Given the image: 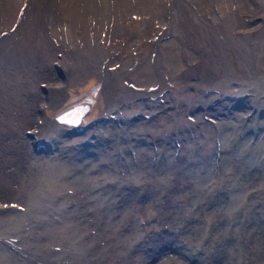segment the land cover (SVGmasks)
Here are the masks:
<instances>
[{
    "label": "rangeland",
    "instance_id": "obj_1",
    "mask_svg": "<svg viewBox=\"0 0 264 264\" xmlns=\"http://www.w3.org/2000/svg\"><path fill=\"white\" fill-rule=\"evenodd\" d=\"M87 1L71 38L59 0L0 10V264H264V0ZM90 61L112 115L48 138Z\"/></svg>",
    "mask_w": 264,
    "mask_h": 264
},
{
    "label": "bare ground",
    "instance_id": "obj_2",
    "mask_svg": "<svg viewBox=\"0 0 264 264\" xmlns=\"http://www.w3.org/2000/svg\"><path fill=\"white\" fill-rule=\"evenodd\" d=\"M22 1L23 0H0V10L2 9V8H6L8 11L9 10H11V7H13L14 6V8L15 9H17L16 7H19L20 6V4L22 3ZM73 1L74 0H59V8H60V11L62 12H60L61 14H63V18H64V22L65 23H63V27L65 28V29H63V30H61V31H63L64 32V34H66V36L67 37H69V38H71L72 37V35H73V31H74V29H72L73 28V26L71 27V25L69 24L70 22H73V23H76V24H83L82 22L84 21V20H82L83 18H82V16H81V7L82 6H84V5H81L82 3H84V2H86L87 0H81V3L79 4V7L77 8V9H73V7H71V5H72V3H73ZM77 1V0H76ZM79 1V0H78ZM89 1V0H88ZM87 1V2H88ZM154 1V0H153ZM48 2V1H47ZM54 2V1H53ZM56 2V1H55ZM70 2H72L71 4H70ZM112 2V1H111ZM132 3H133V0L131 1ZM144 2H146V1H144ZM144 2H142V3H144ZM148 2V1H147ZM223 2H225V1H223ZM78 3V2H77ZM76 3V4H77ZM89 3V2H88ZM226 3V2H225ZM224 3V4H225ZM228 3V2H227ZM40 5V4H39ZM38 5V6H39ZM45 5H47V4H45ZM52 5H53V3H52ZM88 5V8L87 9H89V11L90 12H96V11H98V12H100V14H102L103 16H106L109 12V8H111V6H110V2H109V0H91V2L89 3V4H87ZM146 5H148V3L146 4ZM227 5V4H226ZM54 6V5H53ZM115 6V5H114ZM55 7V6H54ZM116 7V6H115ZM223 7H225V6H223ZM84 8V7H83ZM220 8H221V6H220ZM13 9V8H12ZM21 10V9H20ZM111 10V9H110ZM221 10V13H222V10L223 9H220ZM84 11V10H83ZM82 11V12H83ZM116 11V10H115ZM18 12V11H17ZM86 12V11H85ZM88 12V11H87ZM15 13H16V10H15ZM226 13V12H225ZM0 14H2V13H0ZM86 14L87 13H84V18H86V17H88V16H91V17H93L95 14L94 13H91L90 15H87L86 16ZM97 14V13H96ZM98 15V14H97ZM220 15V14H219ZM224 15V14H223ZM6 16H8V17H6ZM6 16H4V17H6V18H0V21H1V19L5 22V24H7L8 23V19L9 18H11V16H12V13L11 12H6ZM16 16V15H15ZM101 16V15H100ZM112 16V15H111ZM114 16V15H113ZM96 17V16H95ZM220 17V16H219ZM12 18H14V16L12 17ZM11 18V19H12ZM90 18V17H89ZM102 18V17H101ZM106 19V18H105ZM104 19V20H105ZM113 19V18H112ZM97 20V19H96ZM102 20V19H101ZM100 20V21H101ZM2 21V22H3ZM11 21V20H10ZM225 20L223 19V22H224ZM63 22V21H62ZM68 22V23H67ZM11 23V22H10ZM100 23V22H99ZM110 23V22H109ZM227 23V22H226ZM12 24V23H11ZM75 24V25H76ZM85 24V23H84ZM74 25V24H73ZM77 26V25H76ZM82 26V25H81ZM94 26V25H93ZM97 26V25H96ZM99 27V26H98ZM97 28V27H96ZM98 29V28H97ZM73 30V31H72ZM77 30V29H76ZM100 30H102V29H100ZM54 32V31H53ZM56 32H58V30L56 31ZM87 32H89V31H87ZM93 32V31H92ZM96 33V32H95ZM63 34V35H64ZM99 34V33H98ZM86 35H87V33H86ZM85 35V36H86ZM101 35V34H100ZM59 36V35H58ZM92 36V35H91ZM97 36V35H96ZM75 37V36H74ZM77 38V37H76ZM97 38V37H96ZM86 39V38H85ZM76 40V39H75ZM88 40V39H87ZM86 40V41H87ZM93 40V39H92ZM95 40V39H94ZM93 40V41H94ZM170 41H172V38H171V40ZM176 41V40H175ZM236 41V40H235ZM241 42V41H240ZM89 44H91L90 42H89ZM241 44V43H240ZM92 45V44H91ZM242 45V44H241ZM245 48V47H244ZM231 52V51H230ZM227 53H225V55H226ZM229 54V53H228ZM233 53H231V55H232ZM0 55H1V53H0ZM6 55V54H5ZM230 55V54H229ZM228 55V56H229ZM4 56V55H3ZM224 55L222 54V57H223ZM2 57V56H1ZM219 57H221V54H220V56ZM232 56H230V58H231ZM235 57V56H234ZM226 58V57H225ZM6 59H7V57H6ZM235 59V58H234ZM218 60H220V59H218ZM222 61H223V59H221ZM6 61V60H5ZM17 61V60H16ZM15 61V62H16ZM232 61V60H231ZM230 61V62H231ZM234 61V60H233ZM232 61V62H233ZM223 62H225V61H223ZM14 63V62H13ZM88 63V62H87ZM219 63V62H218ZM227 63V62H226ZM225 63V64H226ZM85 64V63H84ZM84 64H82V65H84ZM145 64V63H144ZM223 64V63H222ZM31 65V64H30ZM34 65H35V63H34ZM88 65V66H87ZM228 65V64H227ZM226 65V66H227ZM230 65H231V63H230ZM236 65V64H235ZM232 66H234V65H231V67ZM16 67V66H15ZM14 67V68H15ZM86 67L88 68V70H87V72L86 73H84V71L82 70V69H73L72 70V72H70V73H68L67 72V70L66 69H63V73H64V76H63V81H60V82H53V83H50V85H49V90H48V92H47V98H46V101H45V103H43L42 104V113H43V111H46V113H49L50 114V111L51 110H53V109H56V108H58L60 105H62L64 102H65V100L69 97V96H73V93H76V92H80V91H82V90H84V88H89V86H91V85H95V81H98V83L101 85V88L103 89V94L106 92V85L105 84H107L108 83V79H110V78H112V77H114L115 76V74L114 73H112L111 74V72H109V73H106V74H101V72L99 71V69H98V67L97 66H94L93 65V63L90 61L89 62V64H86ZM85 67V68H86ZM8 68V67H7ZM21 68V67H20ZM224 68V67H223ZM229 68V67H228ZM2 69V68H1ZM22 70V69H21ZM27 70V69H26ZM25 70V71H26ZM222 70V69H221ZM241 70V69H240ZM230 71H232V70H230ZM234 71V70H233ZM236 71V70H235ZM24 72V71H23ZM114 72V71H113ZM223 72V71H222ZM226 72H227V70H226ZM228 72H229V70H228ZM9 73H10V69H9ZM82 73H84L83 75H82ZM244 73V72H243ZM5 74V73H4ZM222 74V73H221ZM234 74V73H233ZM238 74V73H237ZM9 75V74H8ZM225 75V74H224ZM229 75V74H228ZM227 75V76H228ZM235 75V74H234ZM229 78V77H228ZM231 78V77H230ZM234 78V77H233ZM247 79H248V77H247ZM247 79H245V80H247ZM6 80V79H5ZM15 80V79H14ZM113 80V79H112ZM115 80V79H114ZM221 80V79H220ZM234 80V79H233ZM236 81V80H235ZM2 82V81H1ZM114 82V81H113ZM122 83V82H121ZM247 84V83H246ZM47 85V84H46ZM52 85V86H51ZM108 85V84H107ZM115 85H116V83H115ZM243 85V84H242ZM112 86H114V85H112ZM232 87H233V85H231ZM241 86V85H240ZM108 87V86H107ZM115 87V86H114ZM117 87V86H116ZM120 87H122L121 89L122 90H125V88L126 87H128V85H126V87H125V85L122 83V85L121 84H119V86H118V88H120ZM125 87V88H124ZM112 88V87H111ZM237 88H238V86H237ZM246 88V87H245ZM113 89V88H112ZM129 89V88H128ZM225 89V88H224ZM241 89H243V88H241ZM245 91V90H244ZM111 92H112V90H111ZM123 92V91H122ZM235 92H236V90H235ZM240 92H241V90H240ZM115 93V92H114ZM239 93V92H238ZM113 94V93H112ZM222 94V93H221ZM228 94H230V93H227V95ZM237 94V93H236ZM231 95V94H230ZM229 95V96H230ZM238 95V94H237ZM109 96V95H108ZM248 96H249V94H248ZM239 97V96H238ZM243 97V96H242ZM111 98H113V97H111ZM233 98V97H232ZM231 98V99H232ZM249 98V97H248ZM133 99H135V98H133ZM132 99V100H133ZM241 99V98H240ZM242 100H243V98H242ZM127 101V100H126ZM136 101V100H135ZM135 101L133 100V103L135 104ZM237 101V100H236ZM148 102V101H147ZM114 102L113 101H110L109 99H107V101H105V104H103V109H104V116L102 117V119H106V120H104V122L105 121H107L109 118L108 117H106L110 112H111V110L116 106V104H113ZM124 103H126V102H124ZM124 103H123V105H124ZM230 103H232V102H230ZM234 103V102H233ZM227 104V103H226ZM243 105V104H242ZM122 106V105H121ZM127 106H128V108H129V103L126 105V109H127ZM120 107V106H119ZM119 107L117 106V111H119ZM125 109V108H124ZM259 111V110H258ZM257 111V112H258ZM127 112V111H126ZM230 112V111H229ZM240 112V111H239ZM228 113V112H227ZM238 113V112H237ZM253 113V112H252ZM44 114V113H43ZM115 114V113H114ZM128 114V113H127ZM126 114V115H127ZM233 114H234V111H233ZM236 114V113H235ZM111 115H112V112H111ZM116 115V114H115ZM124 115H125V112H124ZM229 115V114H228ZM231 115V114H230ZM242 115H243V112H242ZM121 116V115H120ZM123 116V115H122ZM130 116V115H129ZM245 116V115H244ZM243 116V117H244ZM99 117H101V116H99ZM99 117H97L95 120V122H93V124H91V125H93V127L94 126H99L100 125V120H99ZM111 117V116H110ZM119 117V116H118ZM124 117V116H123ZM127 117V116H126ZM241 117V116H240ZM242 117V118H243ZM117 118V117H116ZM120 118V117H119ZM118 118V119H119ZM44 121H46L47 122V129H49V131L51 132V134H53V135H49L48 134V138L51 136V137H54V140H57L56 138H57V136H59V135H61L65 130H61V126L60 125H58L57 124V122H56V120H52L51 118H48V117H44ZM123 119H125V118H123ZM42 120V119H41ZM40 120V121H41ZM126 120V119H125ZM122 121V120H121ZM42 122V121H41ZM103 121H101V123H102ZM107 124V123H106ZM113 124V123H112ZM124 124H125V121H124ZM127 124V123H126ZM41 125V124H40ZM43 125V124H42ZM111 125V124H110ZM128 125V124H127ZM44 126V127H45ZM90 126V125H89ZM101 126V125H100ZM103 126V125H102ZM109 126V125H108ZM88 127V125L85 127V129ZM40 128V127H39ZM110 128V127H109ZM45 129V128H44ZM96 129V128H95ZM112 129V128H111ZM126 129V128H125ZM73 130H79V129H73ZM72 130V131H73ZM40 132V131H39ZM38 132V133H39ZM79 132H81V131H79ZM78 132V133H79ZM87 132H88V130H87ZM96 132V131H95ZM107 133L109 132V131H106ZM84 133V132H83ZM90 133H91V131H90ZM100 133V132H99ZM102 133V132H101ZM77 134V133H76ZM85 134V133H84ZM75 135V134H74ZM87 135H88V133H87ZM105 135H107V134H105ZM109 135V134H108ZM45 136V135H44ZM36 137H37V134H36ZM46 137H47V134H46ZM67 137H68V135H67ZM82 137V136H81ZM89 137V136H88ZM107 137V136H106ZM60 137H58V139H59ZM70 138V137H69ZM61 139V138H60ZM86 139V138H85ZM105 139V138H104ZM103 139V140H104ZM42 140V139H41ZM45 139H44V137H43V141H44ZM49 140V139H48ZM54 140H51V141H54ZM64 140V139H63ZM66 140V139H65ZM69 140V139H68ZM108 140H109V137H108ZM59 142V141H58ZM80 142V141H79ZM82 142V141H81ZM99 142V141H98ZM102 142V141H101ZM68 143V142H67ZM76 143H77V141H76ZM100 143V142H99ZM106 143V142H105ZM46 144H47V141H46ZM49 144V143H48ZM51 144V143H50ZM53 144V143H52ZM78 144V143H77ZM76 144V145H77ZM81 144V143H80ZM60 145V144H59ZM111 145V144H110ZM73 146V145H72ZM101 146V145H100ZM102 146H104V145H102ZM54 147H56V146H54ZM74 147V146H73ZM76 147V146H75ZM96 147H97V145H96ZM106 148H108V147H106ZM48 149H49V147H48ZM51 150V149H50ZM76 150V149H75ZM92 150V149H91ZM101 150V149H100ZM110 150V149H109ZM60 151V150H59ZM58 151V152H59ZM94 151V150H93ZM53 152V151H52ZM55 152V151H54ZM96 152H98V150H96ZM104 152V151H103ZM106 152H107V150H106ZM60 153V152H59ZM105 153V152H104ZM70 154V153H69ZM79 154H81V153H79ZM96 154V153H95ZM99 154L101 155V153L99 152ZM62 155V154H61ZM75 155H76V153H75ZM78 155V154H77ZM104 155V154H103ZM58 156H59V154H58ZM74 156V155H73ZM80 156V155H79ZM78 156V157H79ZM84 156V155H83ZM83 156H82V158H83ZM97 156V155H96ZM54 157V156H53ZM81 157V156H80ZM91 157V156H90ZM95 157V156H94ZM100 157V156H99ZM81 158V159H82ZM103 158V157H102ZM102 158H100V159H102ZM73 159V158H72ZM71 159V160H72ZM86 159V158H85ZM91 159V158H90ZM95 159H96V157H95ZM40 160V159H39ZM51 160V159H50ZM55 160V159H54ZM63 160V159H62ZM74 161H75V159H73ZM72 160V161H73ZM89 160V159H88ZM97 160H99V159H97ZM76 161H78V160H76ZM85 161V160H84ZM78 163V162H77ZM87 163V162H86ZM92 162H90V164H91ZM78 165H80V164H78ZM84 165V164H83ZM82 166V165H81ZM84 166H86V165H84ZM94 167V166H93ZM89 168V167H88Z\"/></svg>",
    "mask_w": 264,
    "mask_h": 264
},
{
    "label": "water",
    "instance_id": "obj_3",
    "mask_svg": "<svg viewBox=\"0 0 264 264\" xmlns=\"http://www.w3.org/2000/svg\"><path fill=\"white\" fill-rule=\"evenodd\" d=\"M103 104V89L95 81V85L73 93V96H69L62 105L47 115L62 128L80 130L93 124L97 117L101 116L100 119L104 116Z\"/></svg>",
    "mask_w": 264,
    "mask_h": 264
}]
</instances>
